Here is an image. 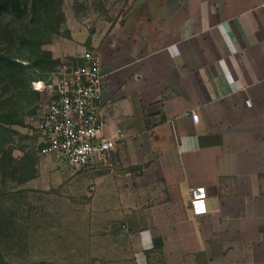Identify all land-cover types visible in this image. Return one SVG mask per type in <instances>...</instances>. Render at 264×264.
<instances>
[{
  "label": "crops",
  "instance_id": "crops-1",
  "mask_svg": "<svg viewBox=\"0 0 264 264\" xmlns=\"http://www.w3.org/2000/svg\"><path fill=\"white\" fill-rule=\"evenodd\" d=\"M121 18L91 41L118 136L94 193H123L134 264H264V0H140Z\"/></svg>",
  "mask_w": 264,
  "mask_h": 264
},
{
  "label": "rangeland",
  "instance_id": "rangeland-1",
  "mask_svg": "<svg viewBox=\"0 0 264 264\" xmlns=\"http://www.w3.org/2000/svg\"><path fill=\"white\" fill-rule=\"evenodd\" d=\"M139 1L0 3V264H134L123 193H94L109 167L39 155L34 119L47 95L32 83L96 53L92 38Z\"/></svg>",
  "mask_w": 264,
  "mask_h": 264
},
{
  "label": "built area",
  "instance_id": "built-area-1",
  "mask_svg": "<svg viewBox=\"0 0 264 264\" xmlns=\"http://www.w3.org/2000/svg\"><path fill=\"white\" fill-rule=\"evenodd\" d=\"M81 58L76 64L63 63L48 80L32 83L35 91L47 95L38 104L34 119L38 153L65 168H86L106 160L118 139L105 133L109 120L101 101L105 67L97 53H85ZM192 117L198 121L197 114L192 113ZM190 193L193 212L206 213L204 187Z\"/></svg>",
  "mask_w": 264,
  "mask_h": 264
},
{
  "label": "trees",
  "instance_id": "trees-1",
  "mask_svg": "<svg viewBox=\"0 0 264 264\" xmlns=\"http://www.w3.org/2000/svg\"><path fill=\"white\" fill-rule=\"evenodd\" d=\"M0 3H3L5 7L7 6H15L19 3V0H0Z\"/></svg>",
  "mask_w": 264,
  "mask_h": 264
}]
</instances>
